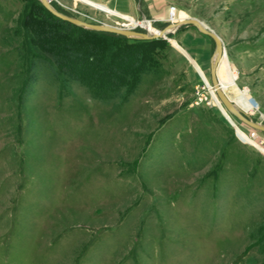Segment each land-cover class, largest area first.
I'll return each instance as SVG.
<instances>
[{
	"label": "rangeland",
	"instance_id": "rangeland-1",
	"mask_svg": "<svg viewBox=\"0 0 264 264\" xmlns=\"http://www.w3.org/2000/svg\"><path fill=\"white\" fill-rule=\"evenodd\" d=\"M32 2L0 0V264H264V132L210 94L213 41L178 27L131 94L100 100L36 59L23 28ZM49 2L88 24L151 21ZM170 7L221 39L220 86L264 124V0ZM185 35L205 53L178 51Z\"/></svg>",
	"mask_w": 264,
	"mask_h": 264
},
{
	"label": "trees",
	"instance_id": "trees-1",
	"mask_svg": "<svg viewBox=\"0 0 264 264\" xmlns=\"http://www.w3.org/2000/svg\"><path fill=\"white\" fill-rule=\"evenodd\" d=\"M23 28L28 42L44 56L36 59L47 66L52 77L77 83L100 100L131 94L141 75L150 69L154 48L163 43L74 26L51 15L38 0L28 8ZM35 82L36 74L31 72L27 94ZM260 242L264 244V238Z\"/></svg>",
	"mask_w": 264,
	"mask_h": 264
},
{
	"label": "water",
	"instance_id": "water-1",
	"mask_svg": "<svg viewBox=\"0 0 264 264\" xmlns=\"http://www.w3.org/2000/svg\"><path fill=\"white\" fill-rule=\"evenodd\" d=\"M39 2L47 12H49L51 15L62 21L68 22L74 26L83 29L115 34V35L123 36L127 39L142 40V41H150V40H158V39L169 40L167 37L171 33L169 29L173 27V25L170 24L167 28L159 31V34L150 35L148 32H137L130 29L115 28L107 25L88 24L78 19L71 18L57 12L55 9H53V7L50 5V2L47 0H39ZM182 25L194 27L200 34L209 37L213 41L215 45V49H214V56L210 61V82H211V86L215 90L216 97L221 102L223 107L233 118L237 119L239 122H242L255 130L264 132V124L252 121L244 111L238 110L236 105L227 97L226 93L223 91L222 87L220 86L216 73L219 62L221 61L224 53V46L221 39L213 31L208 29L202 22L194 18H189L186 21L179 23L178 25L175 26L173 32Z\"/></svg>",
	"mask_w": 264,
	"mask_h": 264
},
{
	"label": "crops",
	"instance_id": "crops-1",
	"mask_svg": "<svg viewBox=\"0 0 264 264\" xmlns=\"http://www.w3.org/2000/svg\"><path fill=\"white\" fill-rule=\"evenodd\" d=\"M89 5L97 7L101 10H105L106 12L109 10L116 11V15L120 18L129 19L126 16L136 18L146 17L153 21L155 24H164L166 23L168 8L172 2V0H80ZM184 10V9H183ZM187 11V10H184ZM125 15V16H124ZM207 37V36H206ZM183 46L187 49L185 51L176 41L175 48L181 53H205L201 51L200 48L197 49V42L191 36L185 35L182 37ZM209 38V37H208ZM203 48V47H202ZM208 53V52H206ZM204 61L199 56V71L205 77L201 67H203ZM200 81L204 84L202 78L199 75ZM206 79V77H205Z\"/></svg>",
	"mask_w": 264,
	"mask_h": 264
},
{
	"label": "built area",
	"instance_id": "built-area-1",
	"mask_svg": "<svg viewBox=\"0 0 264 264\" xmlns=\"http://www.w3.org/2000/svg\"><path fill=\"white\" fill-rule=\"evenodd\" d=\"M49 1H51V0H49ZM168 14H169V17H168V21L170 22V24H172L173 23V20L175 19V17H176V9L174 8V7H170L169 8V10H168ZM123 19H125V18H123ZM125 20H127V19H125ZM143 22H150L151 23V21H146V20H143L142 22H140V23H136V22H134V23H132L133 24V29H136V27H138L139 29H141V30H144L145 32H147V30H145V28L142 26V23ZM252 104V106H253V108H251L250 110H254V109H257V105L255 104V103H251ZM249 110V111H250ZM246 113H247V111H246ZM258 147H260L261 149L259 150V148H257L258 149V151L259 152H261L263 155H264V145L263 144H258ZM263 147V148H262ZM263 149V150H262ZM262 150V151H261Z\"/></svg>",
	"mask_w": 264,
	"mask_h": 264
},
{
	"label": "bare ground",
	"instance_id": "bare-ground-1",
	"mask_svg": "<svg viewBox=\"0 0 264 264\" xmlns=\"http://www.w3.org/2000/svg\"><path fill=\"white\" fill-rule=\"evenodd\" d=\"M47 1H49V0H47ZM129 22L133 23V20H131V21H129ZM181 22H182V21H181ZM181 22H179V20H178L177 17H175V19L173 20V23H172L173 27H172L171 29H169V30H170L171 32H173V30L175 29V26L178 25V24L181 23ZM183 22H184V21H183ZM145 24H148V25L146 26ZM142 26L145 28V30H147V32H148L150 35H157V34H155L154 32L150 31L149 28H152V30H154L153 27H152V24H151L150 22H143V23H142ZM158 34H159V32H158ZM217 72H218V69H217ZM211 91H212V92H211L210 94L214 97V94H213V93H215V90H214L213 87H212V90H211Z\"/></svg>",
	"mask_w": 264,
	"mask_h": 264
}]
</instances>
